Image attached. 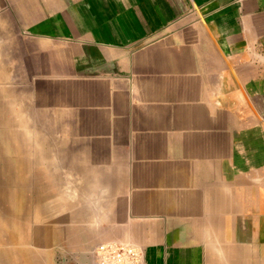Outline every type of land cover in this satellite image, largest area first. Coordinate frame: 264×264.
Masks as SVG:
<instances>
[{"label": "crops", "instance_id": "obj_1", "mask_svg": "<svg viewBox=\"0 0 264 264\" xmlns=\"http://www.w3.org/2000/svg\"><path fill=\"white\" fill-rule=\"evenodd\" d=\"M0 71L45 256L264 264V0H0Z\"/></svg>", "mask_w": 264, "mask_h": 264}, {"label": "rangeland", "instance_id": "obj_2", "mask_svg": "<svg viewBox=\"0 0 264 264\" xmlns=\"http://www.w3.org/2000/svg\"><path fill=\"white\" fill-rule=\"evenodd\" d=\"M12 85L14 86V71H0V97L3 100L10 99V93L6 89ZM2 101L0 100V264H14V255L15 264L26 260L33 264H65L67 260L60 253L50 259L42 252L43 246L48 247L55 239L53 234L49 236L44 230L47 222L38 218L44 197L48 196L50 189L43 186L44 173L28 171L30 166L27 165L26 156L17 155L18 150L19 154L26 152L27 140L14 132L19 126L14 124V107L2 106ZM22 127L25 128V125ZM18 159H23L20 161L22 164L17 163ZM19 168L24 170L20 171ZM118 175L115 173V177L118 178ZM135 180L132 173V186L137 185ZM116 190L119 193L122 187H116ZM33 215L36 216L35 219ZM113 242L140 248L145 262V252L135 241ZM31 255L34 256L33 259H30Z\"/></svg>", "mask_w": 264, "mask_h": 264}, {"label": "built area", "instance_id": "obj_3", "mask_svg": "<svg viewBox=\"0 0 264 264\" xmlns=\"http://www.w3.org/2000/svg\"><path fill=\"white\" fill-rule=\"evenodd\" d=\"M91 264H145L143 251L121 243H103L91 253Z\"/></svg>", "mask_w": 264, "mask_h": 264}]
</instances>
